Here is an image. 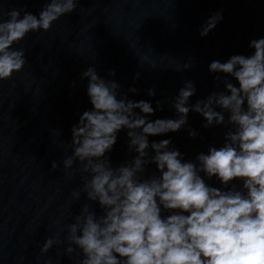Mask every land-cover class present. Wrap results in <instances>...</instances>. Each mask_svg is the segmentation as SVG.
<instances>
[{
	"label": "water",
	"instance_id": "obj_1",
	"mask_svg": "<svg viewBox=\"0 0 264 264\" xmlns=\"http://www.w3.org/2000/svg\"><path fill=\"white\" fill-rule=\"evenodd\" d=\"M48 2L0 0V6L4 12L23 10L21 17L25 11L38 16ZM217 12L222 19L202 37V26ZM260 38L264 0H79L76 9L48 31L30 32L14 45L24 49L26 64L10 79L0 80V264H76L78 250L71 255L66 251L68 225L85 204L100 214L83 191L88 177L79 162L70 169L63 164L72 154L68 144L73 126L93 108L88 78H82L89 67L119 84L118 99L149 102L155 110L149 121L177 119L172 103L186 82L196 89L189 106L224 91L225 79L238 87L232 77L211 73L209 65L253 54L250 41ZM149 89L155 94L148 95ZM224 115L227 120L228 113ZM205 123L190 111L179 131L148 139H169L185 161H195L210 146L224 143L226 129L205 128ZM189 130L198 135L190 137ZM106 155L113 167L133 159L136 153L129 149L126 129L117 133ZM53 161L58 163L55 170ZM153 173L156 166L148 165L144 176ZM204 178L210 186L223 188L216 177ZM233 186L242 188V181L228 187ZM48 238L59 242L42 252Z\"/></svg>",
	"mask_w": 264,
	"mask_h": 264
},
{
	"label": "clouds",
	"instance_id": "obj_2",
	"mask_svg": "<svg viewBox=\"0 0 264 264\" xmlns=\"http://www.w3.org/2000/svg\"><path fill=\"white\" fill-rule=\"evenodd\" d=\"M78 3L49 0L38 16L25 11L22 17L23 10L4 12L0 6V80L10 79L26 64L24 49L14 45L30 32L48 31ZM221 19L215 13L200 35L207 36ZM249 47L254 49L249 56L233 55L209 65L211 73L230 76L239 86L225 79L224 91L189 106L196 89L186 82L172 103L177 119L149 121L155 111L149 102L118 99L119 84L101 78L92 67L82 74L89 81L93 108L73 126L68 144L72 154L63 164L70 169L79 162L88 177L83 185L86 198L101 211L98 215L85 204L68 225L66 251L71 255L78 250L76 264H264V38L250 41ZM190 111L204 118L205 128L226 129L221 147L210 146L207 154L185 161L169 139L149 142L150 136L183 128ZM122 129L136 155L113 167L106 154ZM197 135L189 130L190 137ZM152 164L158 175L145 177ZM57 167L53 161L51 168ZM204 177H216L223 188L210 186ZM234 180L242 181V188H229ZM58 242L48 238L41 251Z\"/></svg>",
	"mask_w": 264,
	"mask_h": 264
}]
</instances>
